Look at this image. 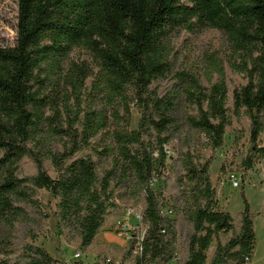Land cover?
I'll use <instances>...</instances> for the list:
<instances>
[{
  "label": "trees",
  "instance_id": "1",
  "mask_svg": "<svg viewBox=\"0 0 264 264\" xmlns=\"http://www.w3.org/2000/svg\"><path fill=\"white\" fill-rule=\"evenodd\" d=\"M209 29L243 57L247 84L234 90L233 106L250 120L249 170L255 159L264 161V0H18L16 44L0 47V218L12 225L26 215L27 204L54 219L61 260L0 234V264H68L61 249L67 229L77 233L86 255L121 211L119 189L145 197L140 223L146 229L130 231L124 263L207 264L213 246L211 264H249L254 214L243 189L239 227L234 214L218 209L210 178L214 157L205 160L189 147L173 161L182 172L175 198L165 176L172 169L166 147L184 126L212 151L225 142L230 118L223 74L210 87L186 74L166 94L153 87L172 73L176 35ZM77 48L91 60L72 62ZM133 107L137 129L131 128ZM88 152L109 167L100 172ZM25 160L33 176L21 175ZM41 190L48 193L47 213L38 206ZM182 216L192 227L184 248Z\"/></svg>",
  "mask_w": 264,
  "mask_h": 264
},
{
  "label": "rangeland",
  "instance_id": "2",
  "mask_svg": "<svg viewBox=\"0 0 264 264\" xmlns=\"http://www.w3.org/2000/svg\"><path fill=\"white\" fill-rule=\"evenodd\" d=\"M17 23L18 0H0V47L15 46ZM171 56L174 62L171 75L168 78H160L156 81L153 86L154 89L160 95L170 92L175 85L180 83V74H186L188 79H199L202 86L210 87L218 81L219 75L223 74L229 87L228 114L230 125L227 129L223 147L213 151L208 149L206 139L203 136H199L187 126H184L176 134L173 141L166 147L168 166L172 167L171 170L165 172V176L170 175L171 177L170 191L174 198L180 196V189L177 187L176 180L182 172L179 162L174 165L173 161L179 160L180 155L189 147L192 150H196L205 160L213 156L210 178L217 192L216 202L218 209L234 214L237 227H239L241 225L240 214L245 207L241 195L242 189L244 190L246 199L254 214L256 233V246L249 264H264V161L255 159L252 168L246 170L244 160L253 148L250 142V120L244 111H234L233 106L234 90L240 89L247 84V76L243 69V57L233 51L226 37L215 29L205 30L196 35L189 34L186 31L180 32L174 38ZM70 59L78 64L91 60L90 53L83 48H77L71 54ZM139 118L138 111L133 107L131 115L132 129H137ZM240 138L241 142L238 143ZM262 142H264V137ZM88 154L98 161L100 172L103 171V168L109 167L100 162L92 153L88 152ZM46 164L51 177L56 178L57 174L51 163L48 161ZM20 170L22 176H33L36 172L33 164L28 160L21 164ZM233 174L238 178L239 186L237 188L230 181V177ZM117 192L121 196V199L117 200L121 206V211L116 217H124L125 212L129 208H135L139 213L143 211L145 207L143 193L134 195L123 189H119ZM47 199L48 193L45 190H41L37 200L38 206L43 213L48 212ZM22 206L27 209L26 215L12 225H8L5 220L0 218V234L8 236L10 241L17 246L25 243L39 246L53 256L55 260L60 261L61 256L58 253V243L55 235V220L42 217L39 212L27 204ZM135 220L136 223L134 222V225L136 224V228L134 230H140L143 234L146 225L141 224V221L138 224L137 219ZM132 221L134 220L131 219V223ZM109 222L110 219L107 224ZM115 222L116 220H113L112 225L110 224L111 230H109L114 238L119 236L116 230L119 222ZM191 234L192 227L185 217L182 216L179 222V241L182 248L186 246ZM79 242L80 239L77 233L71 229H67L64 237L61 238V249L65 253V261L68 264H72L77 260H83L84 264H95L99 260L104 262L110 258L116 264H135L134 258L128 262H123L122 257L126 248L117 249L118 252H111L97 244V242H101L97 237L89 252L84 255L78 250ZM78 254L81 256L77 259L76 256Z\"/></svg>",
  "mask_w": 264,
  "mask_h": 264
},
{
  "label": "crops",
  "instance_id": "3",
  "mask_svg": "<svg viewBox=\"0 0 264 264\" xmlns=\"http://www.w3.org/2000/svg\"><path fill=\"white\" fill-rule=\"evenodd\" d=\"M113 220L118 223L121 221L125 220V217H112L110 218V222L106 225V227L103 229V231L100 233V235L98 236V239L101 240V242H97L98 245L104 247L105 249L111 251V252H118L117 249H123L126 248L128 243L122 238V237H116L114 238L111 232H109V230H111L110 226L112 225L111 223H113ZM132 223L130 220V224H134V222L136 223L135 218H132ZM111 224V225H110ZM119 239H121L119 241ZM215 253V247L210 248L209 252H208V260H207V264H211L213 255Z\"/></svg>",
  "mask_w": 264,
  "mask_h": 264
},
{
  "label": "built area",
  "instance_id": "4",
  "mask_svg": "<svg viewBox=\"0 0 264 264\" xmlns=\"http://www.w3.org/2000/svg\"><path fill=\"white\" fill-rule=\"evenodd\" d=\"M238 178L236 175H232L230 177V181L232 182V185L237 188L239 186V182L237 180ZM157 179H154V182H156ZM125 220L121 221L118 223V226L116 227V230L118 232V235L122 237L127 243L130 241L131 236H130V231L134 230L136 227V224H130V220L132 218L137 219L138 224L141 221V212L139 213L135 208H129L125 214H124ZM137 254L141 255L142 254V247L139 245L137 248ZM81 255L78 254L76 258H79Z\"/></svg>",
  "mask_w": 264,
  "mask_h": 264
}]
</instances>
